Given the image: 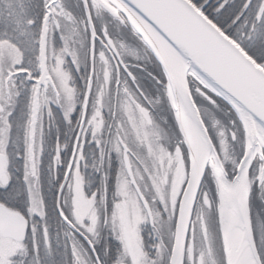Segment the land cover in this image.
Listing matches in <instances>:
<instances>
[{"label":"snow or ice","instance_id":"obj_1","mask_svg":"<svg viewBox=\"0 0 264 264\" xmlns=\"http://www.w3.org/2000/svg\"><path fill=\"white\" fill-rule=\"evenodd\" d=\"M0 264H264V0H0Z\"/></svg>","mask_w":264,"mask_h":264}]
</instances>
